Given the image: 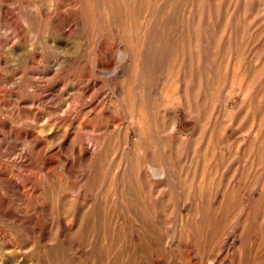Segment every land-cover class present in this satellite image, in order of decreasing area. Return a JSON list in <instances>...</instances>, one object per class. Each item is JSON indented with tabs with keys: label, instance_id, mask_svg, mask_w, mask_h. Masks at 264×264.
<instances>
[{
	"label": "rangeland",
	"instance_id": "rangeland-1",
	"mask_svg": "<svg viewBox=\"0 0 264 264\" xmlns=\"http://www.w3.org/2000/svg\"><path fill=\"white\" fill-rule=\"evenodd\" d=\"M0 264H264V0H0Z\"/></svg>",
	"mask_w": 264,
	"mask_h": 264
},
{
	"label": "bare ground",
	"instance_id": "bare-ground-1",
	"mask_svg": "<svg viewBox=\"0 0 264 264\" xmlns=\"http://www.w3.org/2000/svg\"><path fill=\"white\" fill-rule=\"evenodd\" d=\"M134 4V3H133ZM121 5V4H120ZM131 6V5H130ZM122 9V8H121ZM130 9V8H129ZM146 11V10H145ZM117 30V29H116ZM132 30V29H131ZM134 50V49H133ZM103 52V51H102ZM104 54V53H103ZM106 55V54H105ZM111 56V54H110ZM108 54H107V62L110 63L112 62V57H110ZM137 57V56H136ZM139 62V61H138ZM136 63V62H135ZM111 64V63H110ZM109 65V64H108ZM101 66V65H100ZM103 66V65H102ZM105 66V65H104ZM106 67V66H105ZM104 68V67H103ZM106 69V68H105ZM110 75V74H109ZM136 77V76H135ZM91 149V148H90Z\"/></svg>",
	"mask_w": 264,
	"mask_h": 264
}]
</instances>
